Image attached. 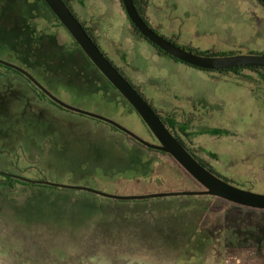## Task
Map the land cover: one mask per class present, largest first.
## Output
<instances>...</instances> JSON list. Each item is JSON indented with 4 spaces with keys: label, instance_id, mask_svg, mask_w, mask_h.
<instances>
[{
    "label": "rangeland",
    "instance_id": "rangeland-1",
    "mask_svg": "<svg viewBox=\"0 0 264 264\" xmlns=\"http://www.w3.org/2000/svg\"><path fill=\"white\" fill-rule=\"evenodd\" d=\"M68 1L100 50L155 108L167 115L189 112L197 101L210 104L215 115L187 130L200 158L214 169L232 171L220 173L233 185L264 194V186L248 179H262L252 174L260 162L251 150L253 138L264 137V109L256 108L252 97L254 90H264L260 75L210 73L160 56L134 33L121 0ZM151 1L150 19L156 24L163 20L177 34L180 47L264 54V6L258 0ZM171 1L172 8L167 5ZM38 7L35 0H0V59L27 70L63 102L153 142L137 112L76 50L70 33L40 19ZM17 22L15 41L26 49L23 60L29 64L30 59L31 67L10 48L9 29ZM22 22L38 36L21 27ZM203 33L209 38L201 39ZM225 37L233 48L220 50L216 46H223ZM45 65L49 74L42 70ZM73 69L82 76L70 73ZM0 71V172L122 196L202 190L186 172H151L149 178H140L142 172H94L142 168L126 158L132 148L141 152L146 168L181 167L171 156L149 152L133 140L127 148L128 140L107 123L52 105L23 78ZM104 95L111 99L105 107L86 98L106 99ZM210 127L231 135L203 133ZM259 227L264 228V213L205 197L119 201L86 191L17 184L0 191V264H264V248L257 251L244 239L246 234L252 240L264 238L254 232Z\"/></svg>",
    "mask_w": 264,
    "mask_h": 264
},
{
    "label": "water",
    "instance_id": "water-1",
    "mask_svg": "<svg viewBox=\"0 0 264 264\" xmlns=\"http://www.w3.org/2000/svg\"><path fill=\"white\" fill-rule=\"evenodd\" d=\"M264 6V0H259ZM59 22L70 33L74 41L81 47L85 55L102 73V75L112 84V86L121 94V96L137 112L144 124L157 139L158 144H152L149 141L139 137L129 129L125 128L116 121L107 117L69 105L48 91L33 75L24 68L9 61L0 59V64L14 69L26 78L32 81L49 99L62 108L91 117L105 123H108L140 144L157 151L169 154L187 173L202 187V190L196 191H175L159 192L143 195H115L100 190L52 183L46 180H32L18 175L6 174L19 180L41 184L61 189L86 191L104 198L119 201L147 200L165 197H185V196H209L224 200L230 204L264 211V194L255 193L242 189L232 183L224 180L214 172H211L204 164L194 157L179 139L163 123L152 106L139 93V91L130 83L114 66V64L100 50L97 43L89 36L78 18L72 13L64 0H44ZM122 6L135 29L151 44L161 51L167 53L172 58L181 61L193 68L203 71L221 72L236 69L238 67H259L264 68V54L255 53H237L225 55H209L204 53H195L178 46L175 42L161 36L139 14L133 0H121Z\"/></svg>",
    "mask_w": 264,
    "mask_h": 264
},
{
    "label": "flooded vegetation",
    "instance_id": "flooded-vegetation-1",
    "mask_svg": "<svg viewBox=\"0 0 264 264\" xmlns=\"http://www.w3.org/2000/svg\"><path fill=\"white\" fill-rule=\"evenodd\" d=\"M70 4V3H69ZM152 5V1L151 0H147V5L144 7L146 8V14H145V21L148 23V25L154 29V31H156L158 34H160L161 36L167 38L168 40L170 41H173V42H176V38H177V34L175 33H170V30L168 27H166L165 25V22L163 20L161 21H158L157 24H156V21L154 22L153 20L150 19V16L148 15L149 13V10H150V7ZM168 7H170V2L167 3ZM162 7V6H161ZM70 10L72 11V13L74 15H76V17L79 19L80 17L75 13L74 11V8L71 6L70 4ZM81 21V19H80ZM83 25H84V28L88 29L87 26L85 25V23L82 21L81 22ZM132 25V23H131ZM132 28L134 29V26L132 25ZM138 37V36H137ZM144 38V37H143ZM145 40V38L143 39ZM97 41V40H96ZM146 41V40H145ZM148 42V41H146ZM97 43V42H96ZM149 43V42H148ZM150 44V43H149ZM151 45V44H150ZM156 51L157 53L160 55V56H165L163 51H161L160 49L158 48H155L153 46V44L151 45ZM108 58V57H107ZM170 58V57H169ZM171 60H173L174 62L176 63H181L178 62V61H175L174 58H171ZM181 64H184V63H181ZM185 66L187 67H190V68H193L189 65H186L184 64ZM196 69V68H195ZM200 70V69H198ZM201 71V70H200ZM203 71V70H202ZM208 72V71H207ZM210 73H219V74H223L222 72H210ZM23 75V74H22ZM46 79L48 80V77L47 75H45ZM29 80V79H28ZM30 81V80H29ZM49 81V80H48ZM31 84H33L38 90H40L32 81H30ZM50 82V81H49ZM41 83V82H40ZM30 84V85H31ZM32 86V85H31ZM44 86V85H43ZM45 87V86H44ZM34 88V87H33ZM46 88V87H45ZM47 89V88H46ZM48 90V89H47ZM41 91V90H40ZM49 91V90H48ZM139 93L146 99V101H148V99L146 98V95L143 91L141 90H138ZM42 92V91H41ZM260 92V91H259ZM257 93V91H253V94H252V97L257 101V105H256V108H259L260 111H262L264 109V90H261V93ZM104 97H106V99H102V98H93V96H88L86 98H88L90 101H93L103 107H105L106 105L109 104V100L110 97H107L106 95H104ZM113 101V100H112ZM148 103L152 106V108L154 109V111L158 114V116L160 117V119L163 121V123L168 127V129H170V131L179 139V141L187 148L188 151H190V153H192L194 156H196L198 159L202 160L198 154V152L196 151V148L194 146V143H192V139L189 138L191 137V134L187 132L188 130V126H190L189 124H195V123H203V122H208V117H211L213 115H215V112L216 110L213 109V107L206 103V102H196V103H193V106H192V109L191 111L187 112V111H182L181 113L173 110V111H170L167 115H165L163 112L160 111V109L158 108H155L152 101H148ZM212 107V108H211ZM255 115V114H254ZM255 117V116H254ZM171 118H175L178 122V124L180 125H186L187 126V130L184 132L183 131V128L179 125L177 127H174L172 126L170 123H169V120ZM97 120V119H96ZM100 121V120H99ZM253 121V120H252ZM103 122V121H102ZM259 122L258 118H255V121L254 123L257 125V123ZM105 123V122H104ZM108 124V123H107ZM264 124V123H263ZM110 125V124H109ZM112 126V125H111ZM116 128V127H115ZM208 129H219V128H207ZM224 130V129H223ZM225 131H227L225 129ZM262 132H264V126L261 128ZM122 132V131H121ZM150 132V130H149ZM228 132V131H227ZM207 135H212L210 133H206ZM258 134V133H257ZM150 135L152 137V141L153 142H150L152 144H158V141L157 139L153 136V134L150 132ZM231 134L228 132L227 134H222V135H212L214 137H217V136H230ZM120 140H122L123 142H125L122 138H119ZM125 139L128 140V142L126 143V146L127 147H130V140H133L135 142H137L136 140H134L132 137H125ZM254 140V143L252 144V148L251 150H253V154H254V158L257 159L259 162H260V167L257 168L255 170V172H252V174H254V177H261L262 179H252V178H249L250 179V183H255L254 185L258 184V185H262L264 186V137H254L253 138ZM138 144H140L139 142H137ZM142 145V144H140ZM144 146V145H142ZM132 147V146H131ZM145 148H148L146 146H144ZM150 149V148H148ZM153 150V149H152ZM156 152H159L160 154H163V155H169L167 153H164V152H161V151H157V150H154ZM208 155H214L212 154L211 152H207ZM170 156V155H169ZM174 160V159H173ZM175 161V160H174ZM203 161V160H202ZM176 162V161H175ZM177 163V162H176ZM205 163V162H204ZM178 164V163H177ZM205 165L208 167V169L211 171V172H214L216 173L217 175H219L220 177H222L223 179L225 177L223 176H226L225 174H222L220 172H232V171H229V170H225V171H221L219 169H214L212 168L210 165H208L207 163H205ZM94 172H187L185 169L183 168H177V169H153V168H148V169H132V168H128V169H108V170H96ZM240 172V171H238ZM251 172V171H249ZM243 178V177H241ZM226 180V179H224ZM227 181V180H226ZM260 211V210H259Z\"/></svg>",
    "mask_w": 264,
    "mask_h": 264
},
{
    "label": "trees",
    "instance_id": "trees-1",
    "mask_svg": "<svg viewBox=\"0 0 264 264\" xmlns=\"http://www.w3.org/2000/svg\"><path fill=\"white\" fill-rule=\"evenodd\" d=\"M37 3H38V10L39 11H41V18L40 19H42V18H44V19H46V21L47 22H52V21H54V22H56L59 26H61V27H64L60 22H59V20H58V18L53 14V12L50 10V8L47 6V4L44 2V0H35ZM259 1V0H258ZM64 2L66 3V5L70 8V4H69V1L68 0H64ZM133 2H134V4H135V6H136V8H137V10H138V12H139V14L141 15V17L145 20V14H146V8H144L146 5H147V0H133ZM260 2V1H259ZM261 3V2H260ZM262 4V3H261ZM262 6H263V4H262ZM24 14V13H23ZM22 15V14H21ZM24 15H26V14H24ZM50 15V16H49ZM76 16V15H75ZM24 16L22 15V18H23ZM26 17V16H25ZM25 17L23 18L24 20H25ZM20 24H22L21 25V27H28V28H30L29 27V24L27 23V26H24V22H22V23H20ZM82 24V23H81ZM18 25H19V23L17 22L16 24H15V26H11L12 28L11 29H9L12 33H13V37H12V39L9 41L10 42V48H12V50L13 51H17V52H19L20 53V57H19V59L22 61V63L24 62V54H25V48L24 47H21L20 45H17L16 44V41H15V39H16V35H15V31H16V29H17V27H18ZM83 25V24H82ZM10 27V26H9ZM83 27H84V25H83ZM31 29V31L33 30V32H34V34L35 35H37V33H38V31L36 30V29H33V28H30ZM86 29V28H85ZM86 31H87V33L89 34V36L95 41V42H97L96 41V39H95V37L93 36V34L91 33V31L89 30V29H86ZM133 31H134V33L138 36V38H140V39H144L143 38V36L137 31V29H133ZM38 36V35H37ZM146 40V39H145ZM147 41V40H146ZM151 44V43H150ZM152 45V44H151ZM154 46V45H153ZM155 47V46H154ZM75 48H77L76 50H78V52L80 53V54H82L85 58H86V60H87V62L90 64V68L92 67V70H94V71H96L99 75H100V77L104 80H107L103 75H102V73L96 68V66L89 60V58L85 55V53L83 52V50L81 49V47L75 42ZM156 48V47H155ZM185 49H187V50H190V51H193V52H195V53H204V54H209V55H225V53H223V52H201V51H199V50H197V49H195V48H185ZM38 53V52H37ZM229 54H237L236 52H234V51H232V52H229ZM164 55L165 56H167V57H170V58H172L170 55H168L167 53H164ZM9 56H11V55H9ZM28 61H29V64H27L26 62H24V64H26V65H28L29 67H31L32 66V62L30 61V59H28ZM175 61H178V62H180L179 60H177V59H175ZM112 62V61H111ZM113 63V62H112ZM182 63V62H181ZM114 64V63H113ZM114 66L119 70V72L130 82V83H132L125 75H124V73L122 72V70H120L115 64H114ZM46 67H47V65H45V66H43L42 67V70H44L45 72H46V74H49L48 72H47V69H46ZM0 69H2V71H5L4 73H2L3 75H15V76H19V78L21 77V78H23L29 85L31 84V82L28 80V78H26L24 75H22L20 72H18V71H16V70H14V69H11V68H8V67H6V66H3V65H1L0 64ZM40 71L39 72H41V69H39ZM202 71V70H201ZM241 71H252V72H254V73H256V74H258V75H260L262 78H263V80H264V68H259V67H238V68H236V69H233V70H229V71H221L222 73H229V72H233V73H236V74H239ZM70 72V71H69ZM69 72H66V73H68V74H70V73H73V72H77L78 73V75H80V77L82 76V74H79V70H74L73 69V71H71L70 73ZM205 72H207V71H205ZM208 72H211V71H208ZM0 73H1V71H0ZM59 73H57V71L55 72V74L54 75H58ZM13 79V78H12ZM91 80H92V78H91ZM93 81V80H92ZM108 81V80H107ZM109 82V81H108ZM109 84L111 85V88L113 89V90H116L113 86H112V84L109 82ZM33 87H34V89H35V93H37L38 95H40L42 98H46L47 100H49L50 101V103L52 104V105H55V106H57V107H59V108H61V109H64V108H62L61 106H59L58 104H56L55 102H53L51 99H49L43 92H41L40 90H38L33 84H31ZM132 85L135 87V85L132 83ZM95 87H96V85H95ZM137 90H139L137 87H135ZM108 91H110L109 89H108V87L106 88V92H107V94H108ZM117 91V90H116ZM39 92V93H38ZM118 92V91H117ZM119 93V92H118ZM120 94V93H119ZM121 95V94H120ZM124 99V98H123ZM126 101V100H125ZM126 103H128V102H126ZM129 104V103H128ZM64 110H66V109H64ZM169 123L172 125V126H174V127H177V126H179L180 124H178V122H177V120L175 119V118H171L170 120H169ZM109 125V124H108ZM111 128H112V130L114 131V132H116V133H119L120 134V136H124V137H129L127 134H125V133H123V132H121L120 130H118L117 128H115L114 126H111V125H109ZM182 128H183V131L185 132L186 130H187V126L186 125H180ZM204 132H206V133H210V134H212V135H222V134H227L228 132L227 131H225V130H222V129H208V130H205V131H203V133ZM116 136H117V134H115ZM45 143V142H44ZM43 143V144H44ZM140 145V144H139ZM141 146V148H144V149H147L149 152H152V151H154V150H152V149H148V148H145L144 146H142V145H140ZM128 148V147H127ZM129 149H131V148H129ZM133 150V151H132ZM132 150L131 151H128V152H126V158H129L130 157V159H135V161L133 162L132 161V163L133 164H140V166L142 167V168H140V169H148V167L146 168V164L144 163V161H143V159L139 156V154L138 153H141L139 150H134V148H132ZM38 152V151H37ZM156 152V151H155ZM190 152V151H189ZM144 153H146V152H144ZM157 153H159V152H157ZM147 154V153H146ZM192 154V153H191ZM131 155V156H130ZM193 155V154H192ZM194 156V155H193ZM134 157V158H133ZM194 157H196V156H194ZM197 158V157H196ZM198 159V158H197ZM202 164H204L205 165V163H204V161H202V160H200V159H198ZM179 165V164H178ZM180 166V165H179ZM206 166V165H205ZM181 167V166H180ZM207 167V166H206ZM182 168V167H181ZM208 168V167H207ZM186 174L188 175V176H190L187 172H186ZM150 175H153V174H151V172L149 173V172H142V173H140V178H149V176ZM190 178L192 179V180H194L191 176H190ZM129 180H130V178H128ZM132 179V178H131ZM139 182H140V180H138ZM143 181V180H142ZM141 181V182H142ZM195 181V180H194ZM196 182V181H195ZM17 184H24V185H26V186H31V187H37V186H39V187H48V186H45V185H41V184H33V183H24L22 180H19V179H17V178H15V177H12V176H9V175H6L5 173H2V172H0V191L1 190H6V191H9V190H13V189H15V187H16V185ZM52 187V186H51ZM76 192V191H75ZM77 193V192H76ZM73 195H75V194H73ZM189 197H194V198H197L196 196H189ZM199 197H205V198H207V199H210V200H218V201H224V200H221V199H218V198H214V197H209V196H199ZM226 202V201H225ZM228 203V202H227ZM233 205V204H232ZM233 206H237V205H233ZM237 207H239V208H242V209H244L245 211H249L250 213H254V212H257V213H264V211H259V210H253V209H249V208H245V207H241V206H237ZM85 208V207H84ZM249 220H251L252 222H253V219L252 218H250ZM246 222H248V221H246ZM254 224L256 225L257 223H256V221L254 222ZM258 227V226H257ZM261 227H259L258 229H254V232H256V233H258V232H260V235H264V228H262V229H260ZM247 229V228H246ZM245 229V230H246ZM244 230V232L246 233L247 231H253V230H251V229H248V230H246L245 231ZM254 236V235H253ZM252 236V237H253ZM244 239H246L247 241H249L250 242V246L251 247H253V248H256V250L257 251H260V250H262V248H264V238L262 237V236H260L259 237V239H255L254 238V240H252L251 239V237L249 236V235H245V238ZM255 241V242H254ZM264 256V255H263Z\"/></svg>",
    "mask_w": 264,
    "mask_h": 264
},
{
    "label": "crops",
    "instance_id": "crops-1",
    "mask_svg": "<svg viewBox=\"0 0 264 264\" xmlns=\"http://www.w3.org/2000/svg\"><path fill=\"white\" fill-rule=\"evenodd\" d=\"M170 7L172 8V1L170 2ZM176 8H177V6L173 3V11H175L176 10ZM180 33V32H179ZM196 32H194V34H195ZM209 38V36L208 35H206L205 33H203L202 35H201V39H208ZM228 39L229 38H224L223 40H221L220 42H224V45L223 46H216L217 48H220V50H224V49H231V48H233V45H231L230 46V44L228 45ZM227 43V44H226Z\"/></svg>",
    "mask_w": 264,
    "mask_h": 264
}]
</instances>
